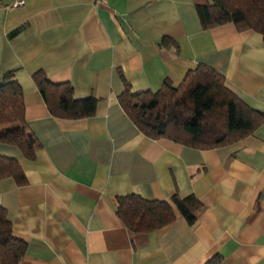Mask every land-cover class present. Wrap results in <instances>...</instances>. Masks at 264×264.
<instances>
[{
  "label": "crops",
  "instance_id": "obj_1",
  "mask_svg": "<svg viewBox=\"0 0 264 264\" xmlns=\"http://www.w3.org/2000/svg\"><path fill=\"white\" fill-rule=\"evenodd\" d=\"M0 0V76L14 71L33 159L0 142L22 177L0 179V205L25 243L22 264H264V122L206 149L145 136L118 97L125 89L177 87L206 65L251 108L264 112V40L232 22L204 26L209 0ZM167 37L172 43H163ZM68 82L93 115L52 116L38 80ZM131 193L168 202L175 219L132 242L117 216ZM198 202L189 221L178 201ZM135 245V246H134Z\"/></svg>",
  "mask_w": 264,
  "mask_h": 264
},
{
  "label": "trees",
  "instance_id": "obj_2",
  "mask_svg": "<svg viewBox=\"0 0 264 264\" xmlns=\"http://www.w3.org/2000/svg\"><path fill=\"white\" fill-rule=\"evenodd\" d=\"M204 26L232 22L238 29H251L264 40V0H209L197 6ZM172 43L165 37L163 43ZM38 89L48 111L59 118H83L94 114L97 100L76 99L68 82L52 83L45 77L38 80ZM119 103L148 138H168L202 149L240 140L252 134L263 122L259 112L225 85L224 77L211 67L199 65L189 70L174 87L165 79L156 92H132L130 84L118 97ZM0 142L17 146L23 155L33 159L40 144L25 120L23 89L14 71L0 76ZM15 158L0 156V179L22 177ZM117 216L132 236L143 237L175 219L172 206L163 200H149L131 193L117 198ZM181 213L195 219L198 202L192 198L176 200ZM135 246V245H134ZM25 243L12 235L7 211L0 205V264H22ZM214 255L204 264H220Z\"/></svg>",
  "mask_w": 264,
  "mask_h": 264
},
{
  "label": "built area",
  "instance_id": "obj_3",
  "mask_svg": "<svg viewBox=\"0 0 264 264\" xmlns=\"http://www.w3.org/2000/svg\"><path fill=\"white\" fill-rule=\"evenodd\" d=\"M23 3H24L23 0H19V1L15 2V3L13 4V6H19V5H22Z\"/></svg>",
  "mask_w": 264,
  "mask_h": 264
}]
</instances>
